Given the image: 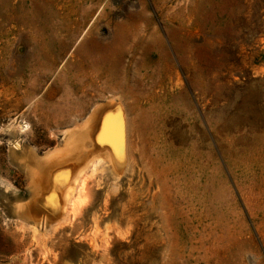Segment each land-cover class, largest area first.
I'll return each mask as SVG.
<instances>
[{
	"label": "rangeland",
	"instance_id": "374dc122",
	"mask_svg": "<svg viewBox=\"0 0 264 264\" xmlns=\"http://www.w3.org/2000/svg\"><path fill=\"white\" fill-rule=\"evenodd\" d=\"M0 264H264V0H0Z\"/></svg>",
	"mask_w": 264,
	"mask_h": 264
},
{
	"label": "bare ground",
	"instance_id": "6f19581e",
	"mask_svg": "<svg viewBox=\"0 0 264 264\" xmlns=\"http://www.w3.org/2000/svg\"><path fill=\"white\" fill-rule=\"evenodd\" d=\"M204 39V38H203ZM205 40V39H204ZM207 43V42H206ZM208 53V52H207ZM92 122V121H91ZM89 123V122H88ZM93 124V123H92ZM88 125V124H87ZM90 126V125H89ZM92 130V129H91ZM89 131V130H88ZM102 131V130H101ZM73 132V131H72ZM72 132H69V134H67V135H65V136H67V138H66V140L69 138V141L67 142L71 147H77L79 144H80V140H81V138H80V140L79 141H77L78 140V138L77 137H79V136H77L74 132L72 133ZM103 135V134H102ZM102 139V140H101ZM104 139H105V137H100V143L102 142V141H104ZM77 142H79V144L77 143ZM14 144V143H13ZM16 144V143H15ZM18 146V145H17ZM12 149V148H11ZM18 149V148H17ZM55 154H57V153H55ZM59 155V154H58ZM32 157H34V156H32ZM51 157V156H50ZM22 159V158H21ZM33 159V158H32ZM58 159V158H57ZM82 159V158H81ZM101 159H102V157L101 156H96V157H94L93 156V158H91V160H90V166H96V165H98L99 163H100V161H101ZM77 160V159H76ZM81 160H79V162H80ZM82 162V161H81ZM88 163H89V161H88ZM74 164V166H75V163H73ZM72 166V165H71ZM73 166V167H74ZM72 167V168H73ZM76 167V166H75ZM74 167V168H75ZM82 167V166H81ZM81 167H79V168H77V169H74L76 172L72 175V176H70V178H69V180H72V182L74 181V183H72L71 182V184H69L70 182H67V181H69L68 180V178H67V180H65V179H60V181L59 182H50L49 183V186H48V189H47V192L45 193L46 195V197H42V198H44L45 200V202H49L50 203V205L51 206H53V208L51 209V211H49L50 213H49V215L51 216H54V215H56V216H62L63 217V219L65 218V216L67 215V211H68V207L71 205V204H73V193H75V191H76V193H77V191H83V192H85L84 190V184H85V182H84V179H82L81 177H83V176H79V173L83 170ZM56 170H57V166H56ZM70 170V169H69ZM64 171V172H67V175H70L71 174V172L70 171ZM72 170V169H71ZM51 171H53V169L51 170ZM62 172V171H61ZM74 172V171H73ZM80 175H81V173H80ZM53 177H57V178H60V176H58V175H56L55 173H54V171H53V175H52ZM80 181H81V184H80V186H79V188H78V183H80ZM41 184H43V183H41ZM47 184V183H46ZM46 184H44V185H46ZM38 188V187H37ZM45 190V189H44ZM37 196V195H36ZM37 200V199H36ZM53 201V202H52ZM37 204V202L35 201V199L33 198V201H32V204L29 206V211L31 210V209H33L34 208V205L33 204ZM22 207H26L25 205H22V204H17L16 205V208L19 210V209H21ZM47 210V209H46ZM34 211H35V209H34ZM19 213H20V211H18ZM28 213V212H27ZM30 213H33L32 211H30ZM35 214V213H34ZM25 215V214H24ZM28 216V215H27ZM48 215H45V216H43L42 218H44V219H49L48 217H47ZM61 218V217H60ZM62 219V218H61ZM45 222V221H44ZM47 223V222H46Z\"/></svg>",
	"mask_w": 264,
	"mask_h": 264
},
{
	"label": "water",
	"instance_id": "95a60500",
	"mask_svg": "<svg viewBox=\"0 0 264 264\" xmlns=\"http://www.w3.org/2000/svg\"><path fill=\"white\" fill-rule=\"evenodd\" d=\"M111 110H113V108H105V109H103L101 112H99V116L98 117L99 118H105V116L107 115V113H110Z\"/></svg>",
	"mask_w": 264,
	"mask_h": 264
}]
</instances>
